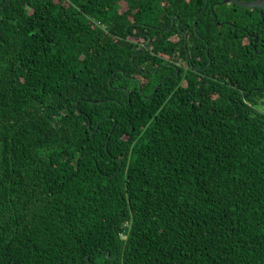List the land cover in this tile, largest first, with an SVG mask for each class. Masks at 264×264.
Returning <instances> with one entry per match:
<instances>
[{"label":"trees","instance_id":"1","mask_svg":"<svg viewBox=\"0 0 264 264\" xmlns=\"http://www.w3.org/2000/svg\"><path fill=\"white\" fill-rule=\"evenodd\" d=\"M222 1L0 0V264H264V21Z\"/></svg>","mask_w":264,"mask_h":264},{"label":"flooded vegetation","instance_id":"2","mask_svg":"<svg viewBox=\"0 0 264 264\" xmlns=\"http://www.w3.org/2000/svg\"><path fill=\"white\" fill-rule=\"evenodd\" d=\"M186 34V35H185ZM175 35V34H174ZM184 35L188 37L187 33L184 32ZM187 41V40H186ZM252 42V40H250ZM256 42V41H255ZM173 70L169 73L170 75V84L172 85V93H176L180 87L187 86L186 76L191 74L194 76L195 80L192 83V86H199V82L205 81L208 77V73L206 71V66H196L192 63V59L190 55L187 56L186 59L182 58V53L177 51L174 52L171 59L168 63ZM212 78H216L217 75L215 73L211 74ZM264 100V98H263Z\"/></svg>","mask_w":264,"mask_h":264},{"label":"water","instance_id":"3","mask_svg":"<svg viewBox=\"0 0 264 264\" xmlns=\"http://www.w3.org/2000/svg\"><path fill=\"white\" fill-rule=\"evenodd\" d=\"M220 3H234L240 7L244 8H258L260 12V16L262 20L264 21L263 18V10H264V0H254V1H243V0H223L222 2H217L216 4ZM213 9V6H211V10ZM174 19V18H173ZM215 22H217V17L215 15ZM196 23V20L194 24ZM179 26V23H178ZM186 35V34H185ZM257 40V37L255 38ZM151 42V39H149V43ZM187 44V41L185 42V45Z\"/></svg>","mask_w":264,"mask_h":264},{"label":"rangeland","instance_id":"4","mask_svg":"<svg viewBox=\"0 0 264 264\" xmlns=\"http://www.w3.org/2000/svg\"><path fill=\"white\" fill-rule=\"evenodd\" d=\"M256 109H257L258 111L264 113V101H260V102L257 104Z\"/></svg>","mask_w":264,"mask_h":264}]
</instances>
